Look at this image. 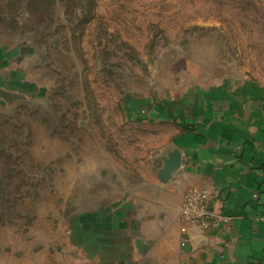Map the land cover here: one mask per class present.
Here are the masks:
<instances>
[{
    "label": "rangeland",
    "instance_id": "374dc122",
    "mask_svg": "<svg viewBox=\"0 0 264 264\" xmlns=\"http://www.w3.org/2000/svg\"><path fill=\"white\" fill-rule=\"evenodd\" d=\"M243 85L264 96V0H0V264L78 263L80 216L158 173L144 97Z\"/></svg>",
    "mask_w": 264,
    "mask_h": 264
},
{
    "label": "crops",
    "instance_id": "0c3cea01",
    "mask_svg": "<svg viewBox=\"0 0 264 264\" xmlns=\"http://www.w3.org/2000/svg\"><path fill=\"white\" fill-rule=\"evenodd\" d=\"M256 89L148 96L128 109L163 124L162 162L179 149L181 165L167 181L161 166L120 202L81 215L76 264H264V96ZM191 187L207 190L230 220L219 227L184 220L179 209Z\"/></svg>",
    "mask_w": 264,
    "mask_h": 264
},
{
    "label": "built area",
    "instance_id": "2783aa9c",
    "mask_svg": "<svg viewBox=\"0 0 264 264\" xmlns=\"http://www.w3.org/2000/svg\"><path fill=\"white\" fill-rule=\"evenodd\" d=\"M181 217L202 227H219L230 220V217L215 208L207 190L189 188L180 205ZM264 220V215L261 216Z\"/></svg>",
    "mask_w": 264,
    "mask_h": 264
},
{
    "label": "water",
    "instance_id": "95a60500",
    "mask_svg": "<svg viewBox=\"0 0 264 264\" xmlns=\"http://www.w3.org/2000/svg\"><path fill=\"white\" fill-rule=\"evenodd\" d=\"M181 165V152L179 149L172 150L168 156L164 158V164L160 171V176L164 181L171 178L173 172Z\"/></svg>",
    "mask_w": 264,
    "mask_h": 264
}]
</instances>
